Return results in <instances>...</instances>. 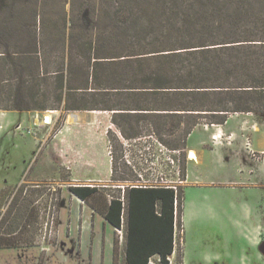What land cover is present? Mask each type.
I'll return each instance as SVG.
<instances>
[{
	"label": "trees",
	"instance_id": "obj_1",
	"mask_svg": "<svg viewBox=\"0 0 264 264\" xmlns=\"http://www.w3.org/2000/svg\"><path fill=\"white\" fill-rule=\"evenodd\" d=\"M16 7L0 0V111L111 112L125 140L148 129L180 153L198 126L264 115V0H84L58 19ZM70 190L125 225V264H171L182 188L177 205L170 189L127 187L109 202L97 187ZM36 245L0 235V249ZM119 254L117 240L115 264Z\"/></svg>",
	"mask_w": 264,
	"mask_h": 264
},
{
	"label": "rangeland",
	"instance_id": "obj_2",
	"mask_svg": "<svg viewBox=\"0 0 264 264\" xmlns=\"http://www.w3.org/2000/svg\"><path fill=\"white\" fill-rule=\"evenodd\" d=\"M16 1L15 9H20L21 13L37 12L58 19L70 16L73 11L78 16V8L84 0ZM50 34H56L53 26ZM52 48H58L57 43L52 44ZM75 114L62 111H0V235L40 244L46 250L54 245V254L49 260L41 250L39 264L47 261V264H71L68 246L65 242H58L60 187L75 183L67 167L85 166L86 173L91 176H97L98 171L103 172V177H109L108 180L102 178L93 183L109 186L101 188L102 192L119 196L123 190L118 186L135 183L139 175L145 180L155 179L158 175L177 180L180 171V178L183 179L182 171L190 158L187 150L184 153L168 150L148 129L143 130V137L138 140H125L112 124L111 112L86 113L88 118L85 123L77 124L81 127L79 131L72 130V134L75 121L66 130L65 122ZM47 117H51V124L45 123ZM18 123L22 124L25 135L20 132L15 136L11 132ZM227 124V131L235 134L242 135L241 131L246 129L243 116L233 117ZM8 133L13 136L11 140L7 137ZM222 136L226 139V135ZM223 139L219 138L222 144ZM245 139H242L244 151ZM189 142L192 145L217 144L211 131L204 127L196 129ZM239 145L234 147L239 148ZM221 152L230 159L229 162L223 159ZM95 155L99 156V160L93 159ZM8 158L20 164L27 160L32 162L17 185H8L1 178V170ZM253 160L258 164L261 162ZM187 168L192 175V183H196V218H193V213L188 214L187 231L191 244L188 261L191 264H244V258L249 257L254 258L255 264H260L255 259L260 251L255 240L260 233L264 235V174L262 178H259L260 175L248 178L247 173L242 176L236 155L233 157L228 151L219 149L208 150L200 163L191 161ZM54 172H58L57 175L53 176ZM77 179L81 177L77 175ZM184 187L182 185L183 190ZM29 208H35L34 213L29 212L33 216L28 213ZM182 230L177 231L174 264L179 263L184 246ZM54 241V244L48 245ZM61 250L66 253L64 260L59 257ZM31 255L26 251L0 249V264L29 260ZM153 261L159 264L157 259Z\"/></svg>",
	"mask_w": 264,
	"mask_h": 264
},
{
	"label": "crops",
	"instance_id": "obj_3",
	"mask_svg": "<svg viewBox=\"0 0 264 264\" xmlns=\"http://www.w3.org/2000/svg\"><path fill=\"white\" fill-rule=\"evenodd\" d=\"M98 111H78L75 115L70 116V120L65 122V130L70 128L74 122V127L71 129V133L75 131H79V127L77 124L85 123V120L88 118V114L86 113H97ZM244 117L245 119V126L246 129L241 131V134L234 133L231 131H227L228 124L230 123L233 117ZM264 115H254V114H235L231 115L228 122L225 125L221 126H209V125H201L194 129L193 132L196 131L198 128H206L211 131V136H220L223 139L222 135H226V139L224 140V144H222L221 140L217 141V144H208L203 143L199 145H192L187 142L186 149L189 153H195L196 158L191 159L189 158L186 162V181L184 187V210H183V225H184V246L182 251V259L183 264H191L188 261L189 256L191 255V244L189 243L190 239H188V223L190 219H188V214L193 213V218H196V183H192V175L188 172V164L191 161L194 162H201L202 159L205 158L206 153L208 150H220V151H228L231 156H235L240 161V169L241 175L247 173L248 178L255 177L260 175L259 178H262V174H264ZM75 117V118H74ZM90 117V116H89ZM98 117V116H97ZM48 125V124H47ZM53 125V124H52ZM20 127V129H17ZM78 127V128H76ZM64 130V131H65ZM72 130H74L72 132ZM15 136H18L20 132H23L22 124L18 123L14 126L13 131ZM192 132V134H193ZM11 133L7 134V137H10L9 140L12 139ZM191 134V135H192ZM190 135V137H191ZM239 136V137H238ZM189 137V138H190ZM241 138V140L239 139ZM246 138V139H245ZM250 139L253 148L258 152V154H262L261 162L258 164L256 163L252 157H250L244 151V144L242 139ZM218 139V138H217ZM222 140V141H223ZM240 144L239 148L234 147L236 144ZM8 154V153H7ZM223 155V159L226 162H229L230 159L226 158L225 153H220ZM11 156V154H10ZM12 157V156H11ZM88 157V155H87ZM92 158V157H91ZM78 160L80 158H77ZM95 161L99 160V156L95 155L93 158ZM2 172L1 178L7 183L8 185L18 184L20 178H24V172L26 168L29 166V160L23 163H19L13 158L6 159ZM32 161V160H31ZM56 166V165H55ZM94 168V165L92 166ZM68 170L71 171L73 181L72 185H61L60 187V194H61V211H60V219H59V232H58V242H65V244L69 248V252L71 253L70 262L71 264H115V246L116 241L119 240L120 246V254H119V264H125V257H126V241H125V225L122 227V234H118V228L112 225L110 222L106 220L103 215V212L106 209L105 204L101 205L96 201L94 202H86L72 193L69 189L70 187L74 186H89V187H97V188H107L109 186H99L94 184L97 179L105 178L108 180L109 177H103V172H99V174H94L93 176L88 175L86 173L85 166H71L67 167ZM99 169V168H98ZM58 171V168L57 170ZM59 172V171H58ZM58 172H54L53 176L57 175ZM80 173V174H79ZM77 175L81 177V179H77ZM56 178V177H53ZM52 178V179H53ZM246 178V177H245ZM51 179V180H52ZM55 181H58L55 179ZM80 182H83L80 184ZM254 187V185H252ZM106 197V198H105ZM105 201L109 202L112 198L109 194L105 193ZM108 201H107V200ZM107 204V203H106ZM256 245L259 247L264 243V235L259 234L257 237ZM263 242V243H262ZM196 244V240H195ZM54 246V245H53ZM53 246L47 247V250L44 246L36 245L30 247H23V248H11V249H3V250H15V251H26L31 252V258L17 261L15 264H39L40 257H41V250L44 251L47 255V259L49 260L50 257L54 254L52 252ZM68 251V250H67ZM66 253L64 250L60 251L59 257L64 260ZM177 256V246L175 251L171 257V264H174L173 260H176ZM154 259H159V256H154ZM244 264H255L254 258L245 257ZM255 259L260 262V264H264L263 253L259 251V254L255 256ZM49 262V261H47ZM47 262L45 264H47ZM259 264V263H257Z\"/></svg>",
	"mask_w": 264,
	"mask_h": 264
},
{
	"label": "built area",
	"instance_id": "obj_4",
	"mask_svg": "<svg viewBox=\"0 0 264 264\" xmlns=\"http://www.w3.org/2000/svg\"><path fill=\"white\" fill-rule=\"evenodd\" d=\"M48 118L49 117H47L45 119V123L46 124H51V122H49ZM17 129H20V127H18ZM219 138H221L219 135L218 136H213L214 142H217L219 140ZM245 142H246L245 143V152L250 157H252V159L260 161L261 157H262L261 156L262 154H258L255 151V149L253 148V144H252L251 140L248 138ZM177 153H180V152H177ZM178 176H179V178L177 180H169L163 175H161V176L158 175V176H156L155 179H152V180H145L142 175H139V179L135 183L127 182V186L122 184V185H119L118 187L123 190V193H124L126 187H130V188H145V189L146 188L170 189V190H173L175 192L176 205H177L178 204L177 198H178L179 192H180V190L182 188V185L185 184L187 174L186 175L183 174V179H181L180 178V171H178ZM182 232H183V230H182ZM118 234L121 235L122 231L118 230ZM176 246H177V233H176ZM154 263L155 262L152 260V264H154Z\"/></svg>",
	"mask_w": 264,
	"mask_h": 264
},
{
	"label": "water",
	"instance_id": "obj_5",
	"mask_svg": "<svg viewBox=\"0 0 264 264\" xmlns=\"http://www.w3.org/2000/svg\"><path fill=\"white\" fill-rule=\"evenodd\" d=\"M191 155V152H190ZM260 251L264 254V243L260 246Z\"/></svg>",
	"mask_w": 264,
	"mask_h": 264
},
{
	"label": "bare ground",
	"instance_id": "obj_6",
	"mask_svg": "<svg viewBox=\"0 0 264 264\" xmlns=\"http://www.w3.org/2000/svg\"><path fill=\"white\" fill-rule=\"evenodd\" d=\"M48 120H49V122H51V121H50V117L48 118ZM195 156H196L195 153H192V154L190 155V158H195Z\"/></svg>",
	"mask_w": 264,
	"mask_h": 264
},
{
	"label": "flooded vegetation",
	"instance_id": "obj_7",
	"mask_svg": "<svg viewBox=\"0 0 264 264\" xmlns=\"http://www.w3.org/2000/svg\"><path fill=\"white\" fill-rule=\"evenodd\" d=\"M263 243V242H262Z\"/></svg>",
	"mask_w": 264,
	"mask_h": 264
}]
</instances>
